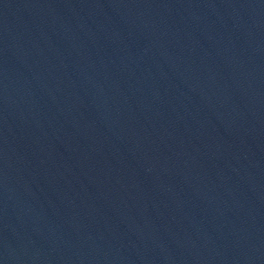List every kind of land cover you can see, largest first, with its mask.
Wrapping results in <instances>:
<instances>
[{"label":"water","instance_id":"water-1","mask_svg":"<svg viewBox=\"0 0 264 264\" xmlns=\"http://www.w3.org/2000/svg\"><path fill=\"white\" fill-rule=\"evenodd\" d=\"M0 264H264V0H0Z\"/></svg>","mask_w":264,"mask_h":264}]
</instances>
